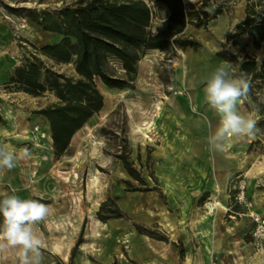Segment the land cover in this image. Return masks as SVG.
Returning a JSON list of instances; mask_svg holds the SVG:
<instances>
[{"label": "rangeland", "instance_id": "rangeland-1", "mask_svg": "<svg viewBox=\"0 0 264 264\" xmlns=\"http://www.w3.org/2000/svg\"><path fill=\"white\" fill-rule=\"evenodd\" d=\"M74 1L0 0V144L32 152L14 169L0 170V193L15 189L49 206L35 226L44 241L42 264H264V110L258 107L264 105V78L238 70L242 60L253 58L257 68L264 62V3L244 5L243 19L253 17L258 25L247 27L257 44L252 37L245 45L236 29L219 40L216 52L227 71L250 81L238 111L256 120L252 135L231 138L222 152L211 148L218 115L182 112L176 100L189 95V87L180 86L187 76L183 48L154 49L141 54L133 75L118 58L105 57L104 70L122 86L92 77L102 106L57 154L43 110L60 100L44 78L50 80V72L74 80L79 75L72 61L42 53L60 35L42 29L29 11L53 12ZM237 1L196 0V11L212 8L215 18L232 12ZM148 4L154 30L165 11ZM28 62L42 73L45 87L37 95L12 81ZM94 179L100 193H90ZM0 264H17L15 250L0 254Z\"/></svg>", "mask_w": 264, "mask_h": 264}, {"label": "trees", "instance_id": "trees-1", "mask_svg": "<svg viewBox=\"0 0 264 264\" xmlns=\"http://www.w3.org/2000/svg\"><path fill=\"white\" fill-rule=\"evenodd\" d=\"M147 1L165 11L154 30L150 29L154 16L152 6L145 0H75L53 12L29 11L31 19L42 29L60 35L57 42L42 46V53L56 62L72 61L79 75L74 80L50 72L51 79L44 78L60 100L43 110L50 121L57 154L66 149L72 133L102 106V96L92 77H100L108 86H122L123 80L110 76L103 68L107 55L118 58L127 75H133L135 65L145 50L167 51L196 45L193 40L179 36L188 14L183 9L182 0ZM258 1L264 3V0ZM252 22L253 17L248 16L239 22L236 37L247 32L257 44L258 36L247 28H257L258 25L253 26ZM238 70L264 78V62L257 68L253 58L240 61ZM41 75L39 66L28 62L15 70L12 81L37 95L45 87L40 82ZM258 107L264 110L263 104ZM122 160L126 168L129 167L125 158Z\"/></svg>", "mask_w": 264, "mask_h": 264}, {"label": "clouds", "instance_id": "clouds-1", "mask_svg": "<svg viewBox=\"0 0 264 264\" xmlns=\"http://www.w3.org/2000/svg\"><path fill=\"white\" fill-rule=\"evenodd\" d=\"M250 87V81L243 74L235 76L223 66L216 67L206 77L205 102L219 117L218 125L208 137L211 148L222 152L231 138L256 131V120L238 111V104L248 97ZM31 156L29 148L17 152L6 143L0 144V170H12L18 161ZM15 193V189L0 193V254L14 249L17 264H42L44 241L35 226L49 215V206Z\"/></svg>", "mask_w": 264, "mask_h": 264}, {"label": "crops", "instance_id": "crops-1", "mask_svg": "<svg viewBox=\"0 0 264 264\" xmlns=\"http://www.w3.org/2000/svg\"><path fill=\"white\" fill-rule=\"evenodd\" d=\"M247 1H237L232 11L233 13L221 11L215 18H211L210 11L212 8H204V14L202 15L199 11H196V0H182L183 9L188 14L186 15V23L179 33V36L189 38L196 42L195 46H186L180 49L187 56V76L183 75L180 86L189 87L188 96L176 97V100L180 103L178 104L179 109L182 112L188 114L191 111L197 112L206 117H212V115L217 116L208 105L204 106L205 103H203L205 101V93L203 90L205 79L216 67L223 66L228 70L227 62L216 55L219 49V40L223 37H228L232 31H236L237 24L243 20L245 14L244 5ZM153 10L154 7L152 6ZM205 13L208 14L207 17L204 16L206 15ZM198 19H201V21L198 22ZM219 19H223L222 26L217 24ZM238 38L245 45L251 44L252 42V36L247 32L240 33ZM213 184H216V181L211 180V186Z\"/></svg>", "mask_w": 264, "mask_h": 264}, {"label": "bare ground", "instance_id": "bare-ground-1", "mask_svg": "<svg viewBox=\"0 0 264 264\" xmlns=\"http://www.w3.org/2000/svg\"><path fill=\"white\" fill-rule=\"evenodd\" d=\"M173 62L175 63L176 61L175 60H173ZM171 64H173V63H171ZM148 122H149V120H148ZM151 122V121H150ZM151 125V124H150ZM150 125H147L145 128H149L150 127ZM143 128V127H142ZM146 130V129H145ZM141 131V130H140ZM144 132V131H143ZM26 137V136H25ZM144 137V136H143ZM148 137V136H147ZM29 138V137H28ZM95 179H97L96 177H95ZM95 179L94 180H92L89 184H88V188H89V190H90V193H92V192H95V193H100V191H101V185L99 184V182H98V180L97 181H95ZM215 205H217L218 206V208H222V206L220 205V204H218L217 202L216 203H214ZM209 209L211 210V207L209 206ZM262 263V260H260L259 261V264H261Z\"/></svg>", "mask_w": 264, "mask_h": 264}]
</instances>
